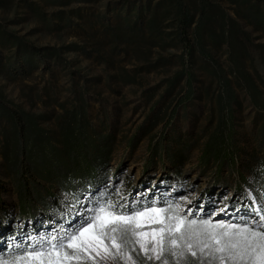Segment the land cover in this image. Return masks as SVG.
<instances>
[{
	"label": "rangeland",
	"instance_id": "1",
	"mask_svg": "<svg viewBox=\"0 0 264 264\" xmlns=\"http://www.w3.org/2000/svg\"><path fill=\"white\" fill-rule=\"evenodd\" d=\"M131 1L69 0L68 5L55 6L46 0H0V99L28 114L60 148L59 121L82 105L91 131L105 138L98 145L110 150L106 165L75 184L66 175H38L24 159L15 170L3 159V151L12 150L16 139L10 123L0 118V262L25 255L41 237L73 231L90 209L109 199L125 211L153 203L179 205L188 219L213 222H252L264 215V111L257 112L240 89L236 93L241 106L229 116L221 111L216 105L220 90L213 86L210 95L205 94L209 78L197 69L203 62L198 56L196 75L206 85L196 84V95L183 104L179 99L185 91L168 93L162 83L176 64L151 73L134 72L142 63L118 37L114 22ZM215 1L234 17L229 0ZM242 26L255 45H264V32L244 22ZM10 35L36 49H61L69 68L49 61L23 72L14 59ZM74 45L82 50H64ZM263 51L251 50L248 71L264 82ZM214 55L228 70L227 48ZM124 68L136 74V84L120 82L117 74ZM213 145L210 160H203ZM214 150L221 151L218 160ZM135 247L133 251V245L125 246L135 264H161ZM163 259L168 264L177 261L167 252ZM100 264L125 262L117 258Z\"/></svg>",
	"mask_w": 264,
	"mask_h": 264
},
{
	"label": "trees",
	"instance_id": "2",
	"mask_svg": "<svg viewBox=\"0 0 264 264\" xmlns=\"http://www.w3.org/2000/svg\"><path fill=\"white\" fill-rule=\"evenodd\" d=\"M46 2L55 6L69 4V0ZM229 2L234 7V17L215 0L131 1L126 13L120 12L115 16L114 22L118 37L128 48L136 51L142 63L138 71L134 72L151 73L176 64L177 69L162 83L168 93L176 89L185 91L179 99L180 104H183L196 95V84L206 85L196 75L194 59L198 56L203 62L197 69L209 78L205 94L209 96L213 86L220 90L216 105L221 111L225 110L229 116L234 108L241 106L236 89L245 91L257 112L264 111V91L256 78L263 87L264 82L256 73L254 78L248 71V66L253 62L251 50H264V45H255L251 34L242 26L244 22L264 32V0ZM10 42L12 48H16L14 59L19 62L23 72L37 70L49 61L69 68L70 64L63 62L64 51L61 49H36L13 35H10ZM223 47L227 48V60L230 64L228 70L214 55ZM64 50L71 52L82 49L74 45ZM122 70L117 74L120 82L124 85L136 84V74H131L125 68ZM0 118L10 123V133L16 139L11 141L14 144L12 150L5 147L3 151V159L15 170L20 169L24 159L30 170L38 175H66L65 179L68 180V176L71 178L70 183L75 184L82 178L95 175L109 160L110 150L102 149L98 145V140L105 138L91 131L86 110L82 105L78 107V111L59 121L62 129L61 148L28 114L11 109L1 99ZM215 148L214 145L209 146L202 155L203 160L209 161L210 151ZM220 155L221 151L214 150V158L218 160ZM58 180L62 185L61 178ZM257 200L263 208V202L258 197ZM24 208L23 206L22 212H25ZM10 258L15 256L10 255ZM202 259L199 252L196 257L188 254L183 264H201Z\"/></svg>",
	"mask_w": 264,
	"mask_h": 264
},
{
	"label": "snow or ice",
	"instance_id": "3",
	"mask_svg": "<svg viewBox=\"0 0 264 264\" xmlns=\"http://www.w3.org/2000/svg\"><path fill=\"white\" fill-rule=\"evenodd\" d=\"M122 209L111 199L99 202L78 228L59 237H41L25 255L0 264H100L117 258L135 264L125 250L128 244L161 264H168L162 260L166 252L177 257L176 264L186 253L196 257L198 252L201 264H264V215L243 224L214 223L188 219L179 205Z\"/></svg>",
	"mask_w": 264,
	"mask_h": 264
}]
</instances>
